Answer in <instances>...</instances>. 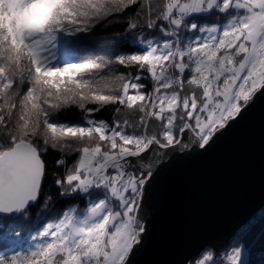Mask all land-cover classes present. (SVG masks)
Returning <instances> with one entry per match:
<instances>
[{
    "label": "snow or ice",
    "instance_id": "1",
    "mask_svg": "<svg viewBox=\"0 0 264 264\" xmlns=\"http://www.w3.org/2000/svg\"><path fill=\"white\" fill-rule=\"evenodd\" d=\"M260 96L264 0H0V264H132L161 174ZM256 224L180 264H254Z\"/></svg>",
    "mask_w": 264,
    "mask_h": 264
},
{
    "label": "water",
    "instance_id": "2",
    "mask_svg": "<svg viewBox=\"0 0 264 264\" xmlns=\"http://www.w3.org/2000/svg\"><path fill=\"white\" fill-rule=\"evenodd\" d=\"M152 203L151 232L132 264H180L206 242L225 247L264 208V96L212 150L167 168Z\"/></svg>",
    "mask_w": 264,
    "mask_h": 264
},
{
    "label": "trees",
    "instance_id": "3",
    "mask_svg": "<svg viewBox=\"0 0 264 264\" xmlns=\"http://www.w3.org/2000/svg\"><path fill=\"white\" fill-rule=\"evenodd\" d=\"M112 30L113 29H109L108 31H112ZM53 195H55V189H53ZM64 203L65 202H63V201H57V205H56L57 208L58 209L63 208ZM39 210H40V205L39 204H37V205H35V206H33L31 208V218L28 221V223L25 224V228L26 229H28L30 226L31 227H39L43 223V221L41 220L39 224H33V222L36 221V219H37ZM253 219H255L257 221V224L255 225V234L256 235H259L260 234V228H261V226H264V208L261 209L259 212H257V214L255 216H253L250 220H253ZM24 234L27 235V231ZM262 251H264V249L260 248L259 246L255 249V252L257 253V255L253 257L254 264H258V261L260 259V257H259L258 254L260 252H262Z\"/></svg>",
    "mask_w": 264,
    "mask_h": 264
}]
</instances>
